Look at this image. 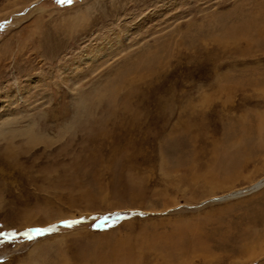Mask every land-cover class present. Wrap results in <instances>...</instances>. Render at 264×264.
<instances>
[{
	"label": "rangeland",
	"instance_id": "374dc122",
	"mask_svg": "<svg viewBox=\"0 0 264 264\" xmlns=\"http://www.w3.org/2000/svg\"><path fill=\"white\" fill-rule=\"evenodd\" d=\"M262 181L264 0H0V264H264Z\"/></svg>",
	"mask_w": 264,
	"mask_h": 264
},
{
	"label": "snow or ice",
	"instance_id": "6c2138e0",
	"mask_svg": "<svg viewBox=\"0 0 264 264\" xmlns=\"http://www.w3.org/2000/svg\"><path fill=\"white\" fill-rule=\"evenodd\" d=\"M73 2H74V0H57V3L61 4V5H71ZM116 219L118 220V219H120V217H116ZM64 226L70 228L73 225L71 223H65ZM55 231H56V228L51 227V228L36 229L34 231H27V232H24L22 235L24 236V238L27 241H33L37 237H43L46 234H51ZM16 235L17 234L15 232L7 233L4 235V239L5 240H14L16 238Z\"/></svg>",
	"mask_w": 264,
	"mask_h": 264
},
{
	"label": "bare ground",
	"instance_id": "6f19581e",
	"mask_svg": "<svg viewBox=\"0 0 264 264\" xmlns=\"http://www.w3.org/2000/svg\"><path fill=\"white\" fill-rule=\"evenodd\" d=\"M262 186H264V181L258 183V184L256 185V188L259 189V188H261Z\"/></svg>",
	"mask_w": 264,
	"mask_h": 264
}]
</instances>
